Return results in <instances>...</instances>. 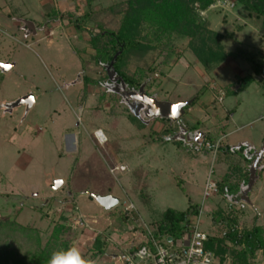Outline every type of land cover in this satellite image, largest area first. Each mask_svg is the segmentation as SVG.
<instances>
[{
	"label": "rangeland",
	"instance_id": "374dc122",
	"mask_svg": "<svg viewBox=\"0 0 264 264\" xmlns=\"http://www.w3.org/2000/svg\"><path fill=\"white\" fill-rule=\"evenodd\" d=\"M175 1L183 4L181 13L172 23H157L145 15L147 0H0V220L16 218L43 235L35 249L24 235L6 239L10 258L42 254L60 217L70 229L62 239L95 264H125L136 235L145 226L154 229L168 208L197 205L200 229L217 237L226 230L212 224L221 207L231 216L248 210L239 231L264 228V89L257 83L264 76L254 77L247 59L264 63L262 17L237 0ZM86 12L89 20L76 32L72 22ZM122 29L138 44L119 69L142 73L137 89L122 82L113 63L97 66L88 45L92 34ZM211 50L224 60L210 62ZM249 76L255 81L235 93ZM29 94L31 108L12 107ZM132 96L186 103L184 115L176 122L151 117ZM131 116L143 128L132 125ZM106 126L108 141L100 144L94 133ZM241 145L250 154L239 151ZM258 156L253 184L245 187L236 169L250 175ZM118 164L147 173L148 204L135 192L133 174L114 172ZM225 177L240 189L223 198L217 183ZM210 183L216 190L205 189ZM88 194L120 203L105 211ZM132 203L126 217L124 207ZM97 237L106 253L92 259ZM216 260L233 264L229 255ZM248 263L264 264V257L258 252Z\"/></svg>",
	"mask_w": 264,
	"mask_h": 264
},
{
	"label": "trees",
	"instance_id": "16d2710c",
	"mask_svg": "<svg viewBox=\"0 0 264 264\" xmlns=\"http://www.w3.org/2000/svg\"><path fill=\"white\" fill-rule=\"evenodd\" d=\"M254 1H261L260 6L255 5L253 3ZM237 2L244 7L250 8L259 17H262L260 27L262 30H264V0H237ZM146 4L145 15L154 16L157 19H148L157 23L159 21L163 22L165 20L172 23L174 21V15H179L183 7V4L175 0H147ZM88 20V12L83 14V16L80 18H75L72 23L76 32L82 31L84 28L82 27V24H85ZM137 44L138 43L136 41L128 37L125 29L118 30L117 32H97L96 34L91 35L88 42V45L95 53L94 63L100 67L113 63V71L118 77L121 78L122 82L131 89H137L140 86L143 75H141V73L140 75L133 74L132 76H129L119 69V65L123 61L126 53L129 50L137 47ZM208 54L209 60L212 63H219L225 58V54L221 52L218 53L211 50L208 52ZM242 54L245 56L243 52ZM195 56L201 63L204 65L207 64L206 61H204L198 54ZM247 59L251 64L254 75H264V63L258 62L257 60L255 61L252 56L248 57ZM243 81V83H246L243 86H240L239 89L235 91V93L245 89L251 82H253V78L249 76ZM86 82L88 84L92 83L93 85L97 84L96 81L88 79ZM262 88H264V83H262ZM129 120L134 126L143 128V123H140L137 118L131 116L129 117ZM162 120L163 122L165 121V119ZM238 150L243 151L245 149L243 146H240ZM232 152L235 151L232 150ZM245 153L250 154V151L247 149L245 150ZM249 159H253V156L249 157ZM236 172L240 175L243 174L241 175L243 184L245 187H248L249 171L246 170L242 173L241 169L238 168L236 169ZM139 173L140 171L137 170L132 173L139 182L138 187L135 188V192L141 198L143 203L148 204L147 199L149 198V195L147 193V173H140V175ZM226 179L227 178L225 177V179L223 178L217 183L218 194L223 198L225 196L230 197L231 195L236 194L240 189L239 186L237 187V185L228 184ZM196 206L197 205L190 204L184 211H176L170 208L164 210L161 213L159 219L155 221L156 226L153 230L154 236L157 239L164 237L168 239H176L180 237L185 231L184 225L188 224L190 218L196 217L198 215ZM232 214V216L225 215L224 208H216V211L213 215L214 218L212 219V224L216 227L221 223L225 226L226 230L221 237L204 232L207 235L205 249L212 252L216 258L220 257L222 259L223 256L229 255L233 260V264H249L248 261L254 260L258 252L261 253L262 257H264V228L259 225H255L249 229H243L239 231L238 224L241 221L244 223V220L248 215V210L245 208V210L242 212H233ZM58 220L52 224L51 233L44 244L43 250L45 251L40 255L29 254L27 257L23 256L22 259L19 260L12 259L10 258V255L5 254L7 252L3 249V247L6 245L4 244L6 239L14 240L15 234L24 235L26 240L32 244L31 247L35 249L40 248L42 244L41 237L43 235L41 234L39 228L23 226L16 221V218L11 220H0V264H48V260L54 252L53 248H59L60 250L71 247L73 244L71 240L65 241L64 238L62 239L64 235H68L70 233V229L64 225V223L62 224V221L65 219L60 217ZM105 251L106 245L103 242V239L99 237L95 238L91 248L89 249L91 258L97 259L103 256ZM45 253L50 254V256L48 258H44Z\"/></svg>",
	"mask_w": 264,
	"mask_h": 264
},
{
	"label": "built area",
	"instance_id": "2783aa9c",
	"mask_svg": "<svg viewBox=\"0 0 264 264\" xmlns=\"http://www.w3.org/2000/svg\"><path fill=\"white\" fill-rule=\"evenodd\" d=\"M98 143L104 144L106 138L101 131L94 133ZM102 139V141H100ZM123 170V168H119ZM115 170H117L115 168ZM215 189L214 184H208L205 189ZM134 207L128 204L124 207L126 217ZM194 218V219H192ZM185 226L184 233L176 239H157L152 227L143 228V242L131 248L125 258V264H218L216 257L205 249L207 235L200 229L198 219L192 217ZM133 220L132 217H129ZM133 229V228H131Z\"/></svg>",
	"mask_w": 264,
	"mask_h": 264
},
{
	"label": "water",
	"instance_id": "95a60500",
	"mask_svg": "<svg viewBox=\"0 0 264 264\" xmlns=\"http://www.w3.org/2000/svg\"><path fill=\"white\" fill-rule=\"evenodd\" d=\"M6 69L11 68L5 67ZM131 99L137 100L138 102L142 103L146 108L147 111H149L151 117H163L166 119H170L173 122L178 121L183 115H184V107L186 106V103H180V104H170L166 102H160L151 100L147 97H134L132 96ZM35 103L34 97L32 94L26 95L25 97L20 98L18 101L13 103L12 107H18V106H24L26 105L28 108H31ZM173 106H178L176 114H172V108ZM259 156L257 159L256 164L253 166V169L249 175V184L248 187H251L254 180V168H256L257 163L259 161ZM89 197H91L103 210L108 211L113 209L119 204V199L111 196V195H105V196H99V195H92L88 194Z\"/></svg>",
	"mask_w": 264,
	"mask_h": 264
},
{
	"label": "clouds",
	"instance_id": "9594fccd",
	"mask_svg": "<svg viewBox=\"0 0 264 264\" xmlns=\"http://www.w3.org/2000/svg\"><path fill=\"white\" fill-rule=\"evenodd\" d=\"M48 264H95V262L85 258L78 247L71 246L67 249L54 251Z\"/></svg>",
	"mask_w": 264,
	"mask_h": 264
},
{
	"label": "crops",
	"instance_id": "0c3cea01",
	"mask_svg": "<svg viewBox=\"0 0 264 264\" xmlns=\"http://www.w3.org/2000/svg\"><path fill=\"white\" fill-rule=\"evenodd\" d=\"M262 76H264V75H262ZM254 77H261V76H256V75H254ZM254 77L252 76V78H253V82L255 81V79H254ZM253 82H251L246 88H248ZM259 85H260V87L262 88V83H264V82H262V81H260V80H258V82H257ZM245 88V89H246ZM245 89H243V90H245ZM262 89H264V88H262ZM242 91V90H241ZM240 92V91H239ZM239 92H237V93H239ZM133 125V124H132ZM110 128V127H109ZM103 129H108V126H106V127H102L101 129H100V131L103 133V135L105 136V138H107L106 137V135L104 134L105 132H104V130ZM137 130H139L138 128H137ZM93 133H94V130L92 131V135H93ZM107 141H108V138H107ZM242 146V145H241ZM248 149H250V148H248ZM261 161H262V159H260ZM118 165H120V166H118V167H124L125 169H123V170H120V169H118V170H114V172L115 171H119V172H129V174H132L134 171H133V169L132 170H130V171H126V168H128L125 164H118ZM117 167V166H116ZM128 170V169H127ZM110 171H111V169H110ZM139 197V196H138ZM139 199H140V197H139ZM119 203H120V200H119ZM132 205H133V203H132ZM133 207H134V205H133ZM134 240V239H133ZM135 240L138 242L137 244H135L134 245V247L135 246H137V245H139L140 243H142L143 242V240H144V238H143V232L140 234V235H136V237H135ZM133 248V247H132ZM130 250V248L129 249H126V251L128 252ZM105 253H106V251H105ZM105 255V254H104ZM112 258H113V260L115 259V258H117L115 255H113L112 256Z\"/></svg>",
	"mask_w": 264,
	"mask_h": 264
},
{
	"label": "snow or ice",
	"instance_id": "6c2138e0",
	"mask_svg": "<svg viewBox=\"0 0 264 264\" xmlns=\"http://www.w3.org/2000/svg\"><path fill=\"white\" fill-rule=\"evenodd\" d=\"M5 67H10V65H5ZM178 106H173L172 108V114L175 115L177 111Z\"/></svg>",
	"mask_w": 264,
	"mask_h": 264
},
{
	"label": "flooded vegetation",
	"instance_id": "af4514ba",
	"mask_svg": "<svg viewBox=\"0 0 264 264\" xmlns=\"http://www.w3.org/2000/svg\"><path fill=\"white\" fill-rule=\"evenodd\" d=\"M106 142H107V138H106ZM106 142H105V143H106ZM105 143H104V144H105Z\"/></svg>",
	"mask_w": 264,
	"mask_h": 264
},
{
	"label": "bare ground",
	"instance_id": "6f19581e",
	"mask_svg": "<svg viewBox=\"0 0 264 264\" xmlns=\"http://www.w3.org/2000/svg\"><path fill=\"white\" fill-rule=\"evenodd\" d=\"M100 141H102V139Z\"/></svg>",
	"mask_w": 264,
	"mask_h": 264
}]
</instances>
